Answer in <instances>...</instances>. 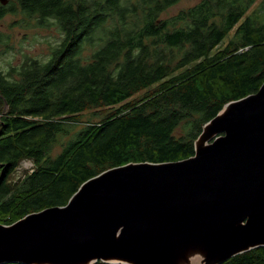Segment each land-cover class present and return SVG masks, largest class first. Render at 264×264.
Masks as SVG:
<instances>
[{
    "label": "trees",
    "instance_id": "obj_1",
    "mask_svg": "<svg viewBox=\"0 0 264 264\" xmlns=\"http://www.w3.org/2000/svg\"><path fill=\"white\" fill-rule=\"evenodd\" d=\"M180 1H0V21L18 13L63 33L48 60L0 69V223L66 205L108 169L193 156L204 124L260 89L264 0H200L162 17ZM8 38L0 31V45ZM90 111L99 120L65 142ZM24 161L32 170L13 180ZM222 264H264V247Z\"/></svg>",
    "mask_w": 264,
    "mask_h": 264
},
{
    "label": "water",
    "instance_id": "obj_2",
    "mask_svg": "<svg viewBox=\"0 0 264 264\" xmlns=\"http://www.w3.org/2000/svg\"><path fill=\"white\" fill-rule=\"evenodd\" d=\"M258 247L264 82L204 124L193 156L108 169L66 205L0 223V264H222Z\"/></svg>",
    "mask_w": 264,
    "mask_h": 264
},
{
    "label": "rangeland",
    "instance_id": "obj_3",
    "mask_svg": "<svg viewBox=\"0 0 264 264\" xmlns=\"http://www.w3.org/2000/svg\"><path fill=\"white\" fill-rule=\"evenodd\" d=\"M200 0H181L162 14L169 17L177 14L182 9H187ZM256 4L254 7H257ZM0 31L8 35L5 45H0V69L7 72L12 66L18 67L26 58H36L46 61L50 58L52 51L63 40V33L57 24L50 22L49 25L40 26L34 19L26 18L20 14H9L0 21ZM100 116L96 111L86 112L82 121L71 127L70 134L63 138L66 142L87 121H98ZM71 136V137H70ZM62 144L54 148V154L59 152ZM32 166L30 161L22 162L13 176V180L23 177L26 168ZM193 264H201L199 261Z\"/></svg>",
    "mask_w": 264,
    "mask_h": 264
},
{
    "label": "built area",
    "instance_id": "obj_4",
    "mask_svg": "<svg viewBox=\"0 0 264 264\" xmlns=\"http://www.w3.org/2000/svg\"><path fill=\"white\" fill-rule=\"evenodd\" d=\"M31 164H32V166H31L30 168H27V169H30V170H32V167H33V163L31 162Z\"/></svg>",
    "mask_w": 264,
    "mask_h": 264
},
{
    "label": "flooded vegetation",
    "instance_id": "obj_5",
    "mask_svg": "<svg viewBox=\"0 0 264 264\" xmlns=\"http://www.w3.org/2000/svg\"><path fill=\"white\" fill-rule=\"evenodd\" d=\"M7 15H9V14H6L5 16H7Z\"/></svg>",
    "mask_w": 264,
    "mask_h": 264
}]
</instances>
